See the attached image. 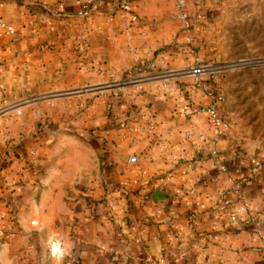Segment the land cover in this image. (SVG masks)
Returning a JSON list of instances; mask_svg holds the SVG:
<instances>
[{
    "label": "crops",
    "instance_id": "1",
    "mask_svg": "<svg viewBox=\"0 0 264 264\" xmlns=\"http://www.w3.org/2000/svg\"><path fill=\"white\" fill-rule=\"evenodd\" d=\"M86 1L0 0V20L8 26L0 28V105L29 91L120 77L154 63L188 70L206 65L220 57L234 16L249 11L238 2L254 4L187 0V28L177 0H131V12L117 8L115 0H95L92 13L80 17ZM82 33L90 35L88 44L80 41ZM164 74L153 75L131 96L137 106L128 120L132 130L107 127L106 105L95 101L72 125L37 124L14 134L12 142L44 165L42 182L25 206L45 218L33 221L32 214L20 213L7 220L9 207L0 200L4 232H13L5 235L4 263L264 264V134L253 135L246 117L225 106L216 73L212 80L178 87H164L158 80ZM212 99L226 122L219 137L206 114L182 112ZM20 120L9 122L19 128ZM62 128L73 133L50 134ZM67 156L71 164L64 165ZM134 156L139 159L133 162ZM85 159L92 163L85 166ZM21 171L19 159L0 167V198L16 193L19 187L9 184ZM235 181L243 184L254 222H232L219 209L220 193ZM18 228L23 236L15 238ZM29 237L41 238L43 246L24 247ZM48 238L60 242V255L44 247ZM181 252L183 258L175 259Z\"/></svg>",
    "mask_w": 264,
    "mask_h": 264
},
{
    "label": "rangeland",
    "instance_id": "2",
    "mask_svg": "<svg viewBox=\"0 0 264 264\" xmlns=\"http://www.w3.org/2000/svg\"><path fill=\"white\" fill-rule=\"evenodd\" d=\"M249 2H238L236 6H245L249 11L234 16V20L229 23L224 31L225 46L222 48L220 57L218 56L215 61L207 63L205 65L206 71L201 74L186 73L188 68L185 67L179 68L154 63L144 70L129 71L120 77H111L69 87H50L42 92L29 91L20 96L3 100L0 105V167H6L14 160L19 159L24 170V172L21 171V176H17L14 183L9 184L19 187V189L16 187L18 189L16 193L8 195V192L0 198L9 207L8 211L11 217L6 219H17L20 213L27 218L29 214H32L34 217L31 220L33 221H39L40 217L42 220L45 218V212H39L36 207L25 206V204H30L33 199L31 193L35 190V185L42 182L44 165L36 161L33 152H30L29 149L25 150L23 144L18 141L17 144L12 142L14 134L22 135L28 127L34 128L37 124H46L52 129L59 121L72 125V120L83 119L87 115L95 101L106 105L101 106L109 117L106 126L120 127L121 123H128L132 111L137 108L131 96L143 90L144 83L136 81L142 76L166 73L169 75L158 80L163 83L164 87L167 85L178 87L182 84L189 85L194 82L201 83L212 80V73H216L218 75L217 82L226 95L225 106L236 107L239 111L238 115L246 117L245 119L251 123L252 127L250 126V128H252L253 135H263L264 0H254V4H249ZM124 81H128L127 84H121ZM18 116L21 119L19 128L9 122L14 117L19 120ZM57 133L73 132L70 128L50 132L51 135ZM40 156L41 153L37 155V158L40 159ZM97 161L98 159H96L98 164ZM47 162L51 163L50 166L55 165V159H49ZM66 163L71 164V158L68 156L64 159V165ZM91 163V160H83L85 166ZM58 177L59 175L53 176L54 179ZM68 190V196L71 197L70 187ZM35 199H38L37 195ZM32 224L35 223L32 222ZM50 225L48 223V228ZM19 228L15 231L16 234L18 233L15 238L23 236L20 232L23 226L21 229ZM27 239L23 238V242H25L23 246L29 250H37L38 247L43 246L41 238L34 240L29 237ZM5 241V234H1V251L5 250L2 247L5 246ZM17 242L23 244L22 240ZM49 243H51L50 238L45 240L44 247L50 252ZM36 257H40L39 254Z\"/></svg>",
    "mask_w": 264,
    "mask_h": 264
},
{
    "label": "built area",
    "instance_id": "3",
    "mask_svg": "<svg viewBox=\"0 0 264 264\" xmlns=\"http://www.w3.org/2000/svg\"><path fill=\"white\" fill-rule=\"evenodd\" d=\"M95 0H87L83 7L77 13L80 17H87L92 13L91 4H93ZM115 6L117 8L123 10L124 12H131L132 11V1L131 0H115ZM187 0H177L176 5L179 11L178 16L183 20L184 26L189 27V12L187 11ZM7 22L0 20V28L7 29ZM80 41L84 44H88L90 41V35L88 33H82L79 36ZM206 71L205 65H198L193 67L191 70H188L186 73L192 74H201ZM153 75H146L142 76L141 78L137 79L136 81L139 83H146L148 81H144L145 78H148ZM166 77V76H165ZM128 81L121 82V84H127ZM130 82V81H129ZM185 115H197L200 113H204L208 117V122L210 123L213 130L216 132L217 137L221 136L224 132V128L226 127V122L223 115L220 113L218 108V100L212 99L209 103L205 105H196L192 108L186 107L182 110ZM154 121L151 119L149 120V125L153 126ZM121 129H129L132 130L133 126L129 123L123 122L121 123ZM211 153L213 155H218L219 151L217 148H212ZM111 207L116 206V202L113 201L110 203ZM219 209L228 214L229 219L232 222H239L240 220L243 221H256V216L251 209L250 202L247 198V195L244 191L243 184L240 181H235L227 190H223L220 193V207ZM6 215L4 212H0V234L5 235H13V232L8 231L7 234L4 232V219ZM50 254L53 257L60 255L61 253V244L58 242L49 243L48 244ZM185 255V252H181L180 254H175V259H181ZM160 261H164L161 259Z\"/></svg>",
    "mask_w": 264,
    "mask_h": 264
},
{
    "label": "water",
    "instance_id": "4",
    "mask_svg": "<svg viewBox=\"0 0 264 264\" xmlns=\"http://www.w3.org/2000/svg\"><path fill=\"white\" fill-rule=\"evenodd\" d=\"M164 75H166V74H164ZM163 75V76H164ZM156 76H150V77H148V78H145V80L144 81H150V80H153V79H156L155 78ZM139 158L137 157V156H134V157H132V161L134 162V161H137ZM2 257H1V247H0V264H6V263H4L3 261H2V259H1Z\"/></svg>",
    "mask_w": 264,
    "mask_h": 264
}]
</instances>
